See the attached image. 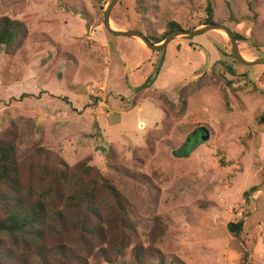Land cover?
Instances as JSON below:
<instances>
[{"label":"rangeland","instance_id":"rangeland-1","mask_svg":"<svg viewBox=\"0 0 264 264\" xmlns=\"http://www.w3.org/2000/svg\"><path fill=\"white\" fill-rule=\"evenodd\" d=\"M109 1L0 0V16L29 28L16 53L0 49V137L15 142L19 162L40 146L54 164L91 157L124 195L135 226L126 231L128 255L99 258L114 252L106 225L86 235L80 264L132 261L140 243L154 245L156 217L163 257L150 264H264V65L240 63L221 30L178 36L159 50L115 36L103 24ZM209 7L213 22L245 37L246 59L264 58V0H118L112 27L159 37L171 21L186 30L209 24ZM239 221L238 238L227 224ZM0 238V264L27 247L17 234Z\"/></svg>","mask_w":264,"mask_h":264},{"label":"trees","instance_id":"trees-1","mask_svg":"<svg viewBox=\"0 0 264 264\" xmlns=\"http://www.w3.org/2000/svg\"><path fill=\"white\" fill-rule=\"evenodd\" d=\"M208 10L204 23L213 22L212 8ZM181 28L171 21L162 36L144 34L153 43H159L167 34ZM28 35L29 28L23 21L0 16V49L4 47L6 53L14 54L23 47ZM235 35L238 40L245 38L239 33ZM155 79L154 74L139 87H150ZM33 155L32 160L19 162L15 142L0 137V234H17L27 243L8 264H80L79 250L87 248L85 241L89 240L86 235H102L106 225L115 233L110 244L114 252L101 250L99 258L110 263L126 258L129 245L126 231H135V226L130 220L125 197L111 178L91 163V157L70 166L60 158L56 164L50 163L53 151L44 146L38 147ZM256 189L253 186L244 195L249 197ZM102 211L110 214L109 221L103 219ZM160 220L159 217L154 219L155 229L150 236L154 245L147 250L149 246L146 248L140 243L133 249L132 261L131 256L125 260L127 264H150L163 257L157 246L166 233L160 229ZM227 229L239 238L243 221L229 222ZM68 233L78 234L74 247L64 241ZM47 236L61 241L46 249L43 241ZM1 244L0 238V247ZM33 248L39 256L37 259L30 256ZM2 257L0 252V259Z\"/></svg>","mask_w":264,"mask_h":264},{"label":"water","instance_id":"water-1","mask_svg":"<svg viewBox=\"0 0 264 264\" xmlns=\"http://www.w3.org/2000/svg\"><path fill=\"white\" fill-rule=\"evenodd\" d=\"M118 0H110L107 8L105 9L104 12V27L106 28V30L108 32H110L111 34L115 35V36H129V37H137L140 40H142L147 47L154 49V50H159L162 49L164 47H166L172 40H174L176 37L178 36H195L201 33H205L207 31L210 30H221L227 33L230 42H231V47H232V53L233 56L242 64L244 65H258V64H262L264 65V58H255V59H246L240 48H239V44H238V39L234 33V31L225 24H221V23H209L206 24L200 28H196V29H192V30H186V29H177L174 30L172 32H170L163 40L162 42L159 43H153L148 36H146L143 32H141L140 30L137 29H121V28H114L112 27V19H111V13L112 10L116 4Z\"/></svg>","mask_w":264,"mask_h":264},{"label":"bare ground","instance_id":"bare-ground-1","mask_svg":"<svg viewBox=\"0 0 264 264\" xmlns=\"http://www.w3.org/2000/svg\"><path fill=\"white\" fill-rule=\"evenodd\" d=\"M113 26V25H112ZM114 28H116V26L114 27ZM142 41V40H141ZM143 42V41H142Z\"/></svg>","mask_w":264,"mask_h":264}]
</instances>
